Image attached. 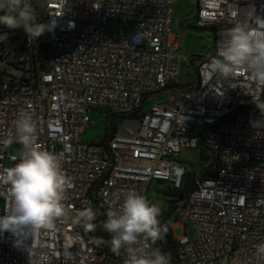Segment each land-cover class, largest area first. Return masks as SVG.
<instances>
[{
	"label": "built area",
	"instance_id": "obj_1",
	"mask_svg": "<svg viewBox=\"0 0 264 264\" xmlns=\"http://www.w3.org/2000/svg\"><path fill=\"white\" fill-rule=\"evenodd\" d=\"M35 1L36 22L53 21L52 30L33 39L23 28L0 25V35L7 33L0 41V173L18 162L8 149L19 144L3 142L14 138L18 112L28 111L38 143L60 158L69 179L70 214L86 206L99 214L93 231L59 219L23 246L0 232V264H125L108 243L107 211L129 190L150 200L155 180L178 188L191 169L175 157L198 148L209 126L205 145L218 158L217 174L197 180L185 201L168 203L173 233L176 225L194 229L193 237L174 233L179 262L168 255L170 264H264L255 257L264 242V129L250 123L260 117L253 98L264 102V86L244 69L229 79L208 70L221 30L254 27L255 17L264 18V0H195L197 25L212 30L214 44L189 87L179 84L183 38L173 29L174 0H41V13ZM111 21L131 23L135 32L110 36ZM168 92L169 102L143 110L148 98ZM93 111L107 114L108 127L116 122L112 136L82 139ZM11 207L9 186L0 184V217Z\"/></svg>",
	"mask_w": 264,
	"mask_h": 264
},
{
	"label": "clouds",
	"instance_id": "obj_2",
	"mask_svg": "<svg viewBox=\"0 0 264 264\" xmlns=\"http://www.w3.org/2000/svg\"><path fill=\"white\" fill-rule=\"evenodd\" d=\"M0 25L12 30L23 28L36 39L55 24L37 23L30 0H0ZM254 25L238 23L221 30L217 52L208 64L213 76L229 79L244 69L257 86H264V18L255 17ZM6 39L7 33L0 35V41ZM253 102L260 110V117L250 123L257 130L264 129V102L258 98H253ZM14 128V138L3 143L7 147L15 142L21 149L18 156L12 157L18 162L0 173V184L9 186L12 200L10 213L0 217V232H11L17 237L16 245L23 246L41 230H54L59 219L93 231L99 213L86 206L70 214L65 193L71 184L60 158L38 143L34 116L28 111L18 112ZM160 215L158 204L135 190L127 191L119 208L107 211L103 222L104 230L111 235L108 243L112 252L120 254L124 250L125 264H170L168 254L152 247L168 232V226L161 225ZM255 257L264 261V242L255 245Z\"/></svg>",
	"mask_w": 264,
	"mask_h": 264
},
{
	"label": "rangeland",
	"instance_id": "obj_3",
	"mask_svg": "<svg viewBox=\"0 0 264 264\" xmlns=\"http://www.w3.org/2000/svg\"><path fill=\"white\" fill-rule=\"evenodd\" d=\"M36 10L41 13V0L35 1ZM198 5L195 0H174V25L173 29L175 33L182 34L183 42L181 48V61L182 72L179 79V84L182 87H188L195 81L196 67L191 63V57H204L212 49L214 44V35L209 28H199L197 25ZM183 20V21H182ZM123 31L126 35H132L135 32L134 26L131 23H120L118 21H111L107 26V32L110 36L116 35L118 32ZM171 94L165 93L162 97L153 96L148 98L144 104L143 110H150L152 104L160 102H169ZM91 123L93 126H89L86 129L82 139L86 141H95L104 138L108 132L107 114L101 111H93L90 114ZM21 147L19 145H11L8 149L9 156H18ZM175 160L183 165L188 166L191 171H197L200 173L201 166V152L198 148H185L182 150L180 156L175 157ZM11 167V164L8 165ZM210 167V165L208 164ZM198 178L200 176H197ZM174 188L173 183L153 181L150 190V201L156 203L161 208V214L167 209L168 202L172 199L171 189ZM162 222L161 215L159 217ZM173 223V219L170 221ZM174 233L177 237H181L187 231L190 237L194 236V229L189 226L187 230H184L182 225L174 226Z\"/></svg>",
	"mask_w": 264,
	"mask_h": 264
},
{
	"label": "trees",
	"instance_id": "obj_4",
	"mask_svg": "<svg viewBox=\"0 0 264 264\" xmlns=\"http://www.w3.org/2000/svg\"><path fill=\"white\" fill-rule=\"evenodd\" d=\"M204 57L193 56L191 57V63L195 64V61H198L197 62L198 64L199 61ZM195 73H196L195 81L191 83L190 85H187L188 87L194 86L198 81V66L196 67ZM210 128H212V126H209L203 129L199 135L200 141H199L198 149L201 152L202 170L200 171V173H198L197 171L188 172L182 179L181 185L178 188L174 187L173 189H171L170 193L173 196H172V199L168 203L185 201L188 195L196 188L197 180L216 176L218 158L214 154L210 153L205 145V136ZM116 129H117L116 122L114 121L113 125L108 127V132L105 137L108 138L109 136H112L114 132L116 131ZM105 141L106 139L104 140V142ZM208 164L210 165V167L208 166ZM197 176H200V177L198 178ZM158 182H164V181H158ZM96 203L98 205L99 212L102 214V212L104 211L102 205L99 204L98 202ZM161 218H162L161 225L166 224L168 226V232L165 235V240L161 239L157 241L156 247H159L163 253L168 254L174 263H178L179 262L178 242L174 238L172 224L170 223L172 219V210L166 209L161 214Z\"/></svg>",
	"mask_w": 264,
	"mask_h": 264
},
{
	"label": "water",
	"instance_id": "obj_5",
	"mask_svg": "<svg viewBox=\"0 0 264 264\" xmlns=\"http://www.w3.org/2000/svg\"><path fill=\"white\" fill-rule=\"evenodd\" d=\"M121 257H122L123 262L125 263V261L127 259V253L124 252L123 250H121Z\"/></svg>",
	"mask_w": 264,
	"mask_h": 264
},
{
	"label": "crops",
	"instance_id": "obj_6",
	"mask_svg": "<svg viewBox=\"0 0 264 264\" xmlns=\"http://www.w3.org/2000/svg\"><path fill=\"white\" fill-rule=\"evenodd\" d=\"M196 2V1H195ZM197 4V3H196ZM196 19H197V17H196ZM183 21V20H182ZM173 25H174V18H173ZM182 35V34H181ZM182 38H183V36H182ZM209 53V52H208ZM150 196V195H149Z\"/></svg>",
	"mask_w": 264,
	"mask_h": 264
}]
</instances>
